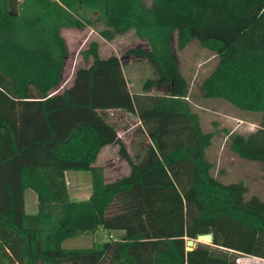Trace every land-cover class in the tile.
Masks as SVG:
<instances>
[{"label":"trees","instance_id":"16d2710c","mask_svg":"<svg viewBox=\"0 0 264 264\" xmlns=\"http://www.w3.org/2000/svg\"><path fill=\"white\" fill-rule=\"evenodd\" d=\"M91 28L111 42L132 33L152 73L131 91L120 59L81 52L87 67L62 82L64 29ZM175 38V40H174ZM195 40L217 59L203 99L260 116L247 135H228L239 159L264 169V0H0V264H239L264 260V202L244 199L242 181L222 183L208 158L189 83L173 52ZM165 88L164 93H153ZM136 117L150 144L133 161L100 111ZM118 147L129 173L106 183L95 166ZM90 175L91 193L71 201L67 173ZM37 212H25V192ZM98 231L121 233L99 248L64 243ZM212 235L210 243L188 240Z\"/></svg>","mask_w":264,"mask_h":264},{"label":"rangeland","instance_id":"374dc122","mask_svg":"<svg viewBox=\"0 0 264 264\" xmlns=\"http://www.w3.org/2000/svg\"><path fill=\"white\" fill-rule=\"evenodd\" d=\"M151 0H144L149 5ZM66 41L68 56L65 61L61 85L57 91L69 87L73 81L76 69L87 67L91 59L84 60L81 52L86 50L91 42L98 43V55L106 58L117 56L123 66L124 74L128 80L131 91H139L141 84L152 73L146 60L138 55L131 54L136 48L147 50L146 43L137 39L132 33L118 35L111 42L103 40L97 32L91 28L84 30L64 29L61 32ZM175 40V38H174ZM173 52L178 60L182 75L189 83V100L199 116L201 128L204 132H214L215 136L208 150V158L214 165L213 174L222 183L244 182L247 193L244 199L256 196L264 202V169L259 163L239 159L229 147L227 137L236 132L247 135L257 129L260 116L249 114L231 107L229 104L203 99L200 89L202 80L212 71L217 59L211 53L202 48L195 40L178 51L173 46ZM165 88L154 89L153 93H164ZM104 116H114L116 113H103ZM119 115V114H116ZM134 117L130 122L118 125L117 129L125 137L129 155L133 161H137L147 146L148 140L144 134L134 133ZM98 163L104 168L107 182L116 181L129 173L128 165L118 155V147L105 150L101 153ZM70 188L68 189L71 201H83L88 199L91 193L90 175L86 172L68 173ZM25 212L34 215L37 212L36 194L33 190L25 192ZM98 231L95 236L89 238H75L64 243L66 249L89 248L92 245L98 247L108 239H119L120 234H105ZM207 243V242H203ZM241 264H264V261L251 257L241 256L238 260Z\"/></svg>","mask_w":264,"mask_h":264},{"label":"crops","instance_id":"0c3cea01","mask_svg":"<svg viewBox=\"0 0 264 264\" xmlns=\"http://www.w3.org/2000/svg\"><path fill=\"white\" fill-rule=\"evenodd\" d=\"M129 85V84H128ZM102 112L103 113H108V114H112V113H116V114H119V115H114V116H111V119L108 117V116H104L103 114H102ZM100 114L103 116V118L117 131V133H118V135H119V137L123 140V142H124V144H125V146H126V149H127V151H128V153H129V150H128V147H127V144H126V142H125V137H124V135L122 134V132H120L118 129H117V127H118V125H122V124H126V127H129V126H127L128 124H129V122H130V118H133L134 116H132V115H129V114H127L126 112H124V111H122V110H104V111H100ZM135 119H134V122H135V128H136V130H134V133L135 132H137V133H139V134H144V136H146L147 137V135L145 134V132H144V130H143V128H142V126H141V124H140V122H139V120L136 118V117H134ZM147 140H148V143H147V146L150 144V141H149V139L147 138ZM146 146V147H147ZM115 146H106V147H104L101 151H100V153H99V155H98V157H97V159H96V161H95V166H100V167H102V168H104L102 165H100L99 163H98V159H99V157H100V155H101V153L103 152V151H105V150H108L109 148L110 149H112V148H114ZM145 147V148H146ZM144 151H145V149H144ZM143 151V152H144ZM142 155H143V153L141 154V156L138 158V160L142 157ZM137 160V161H138ZM137 161H135V162H137ZM104 177H105V174H104ZM105 181H106V183H111V182H107V180H106V177H105ZM66 182H67V187H68V189L70 188V183H69V181H68V173L66 174ZM101 233H105V234H110V235H112V234H120L121 235V233H116V232H101ZM97 234V233H96ZM95 234V235H96ZM94 235V236H95ZM84 238H89V239H91V237H84ZM240 258H238V260H239ZM255 259H258V258H255ZM238 260H237V262H238ZM259 260H261V259H259ZM261 261H264V260H261ZM239 263V262H238ZM239 264H241V263H239Z\"/></svg>","mask_w":264,"mask_h":264},{"label":"water","instance_id":"95a60500","mask_svg":"<svg viewBox=\"0 0 264 264\" xmlns=\"http://www.w3.org/2000/svg\"><path fill=\"white\" fill-rule=\"evenodd\" d=\"M212 241V235L211 234H205L197 237V241L194 240H188L186 243V249L187 251H191L195 246L196 242H207L210 243Z\"/></svg>","mask_w":264,"mask_h":264}]
</instances>
